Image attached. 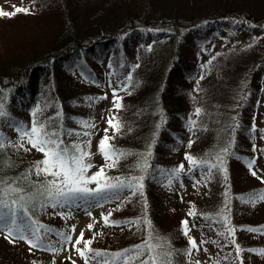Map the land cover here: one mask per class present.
Returning <instances> with one entry per match:
<instances>
[{
	"label": "trees",
	"instance_id": "trees-1",
	"mask_svg": "<svg viewBox=\"0 0 264 264\" xmlns=\"http://www.w3.org/2000/svg\"><path fill=\"white\" fill-rule=\"evenodd\" d=\"M3 6L0 264H75L61 254L71 209L126 189L87 208L98 262L196 264L171 208L195 197L208 208L190 213L222 230L221 264H264V0ZM22 223L43 249L1 232Z\"/></svg>",
	"mask_w": 264,
	"mask_h": 264
},
{
	"label": "rangeland",
	"instance_id": "rangeland-1",
	"mask_svg": "<svg viewBox=\"0 0 264 264\" xmlns=\"http://www.w3.org/2000/svg\"><path fill=\"white\" fill-rule=\"evenodd\" d=\"M31 0H0V5H4L3 7L6 8L12 7V4H19L26 5L29 4ZM134 42L137 41V39L133 40ZM139 41V40H138ZM97 75L100 77V73H97ZM102 77L105 76L104 74L101 75ZM113 77V76H111ZM116 79V83L119 81L117 77H114ZM107 81H109V78L106 76ZM255 169H258L262 172L260 174L261 176H264V159L259 160L256 164ZM196 176V177H195ZM198 176V177H197ZM202 176H205L204 170L202 169H194L193 171H190L186 173V176L183 174L184 182V190L190 191V195L195 193L198 189V185L201 183ZM206 177V176H205ZM181 176H178L176 178V181L180 184L179 179ZM199 178V179H198ZM197 185V186H196ZM88 189L85 190V193ZM132 189H126L121 191L119 194L114 195L112 198H97L94 199L91 202H82L81 207H85V209L78 208V209H71L73 214H71V219L67 222L66 232L68 234V239L66 238L65 244L62 246L61 254L64 256L66 254L67 258H69L73 263L75 264H103L98 262L97 259L92 258L90 254L87 251H84L82 249V243H83V234L85 228L88 226L89 222H92L96 216V213L99 209L93 210L90 209L87 210L88 206L92 203H104L114 200H119L120 197L126 196L127 194L131 193ZM92 192V191H91ZM174 200V198H169L166 202H171ZM91 204V205H92ZM99 205V204H98ZM93 206V205H92ZM197 207H206L208 208L207 204L205 202L200 203L198 199L194 198H187L186 200H181L180 205H176L175 203L171 206V208H179V211L181 213V216L187 223V236L190 237L192 246L195 248L192 259L195 261L196 264H221L220 262V250L218 249L216 238L222 235V230L215 231L214 227L212 228L211 223L205 220H200L198 214L193 216L190 213V210H194V208L197 209ZM262 216V215H261ZM142 219L140 218H132L128 221V223L133 226V229H138L141 225ZM123 226V225H122ZM120 226V227H122ZM10 227H5L4 231L1 230V232L4 233V235L9 239L16 240L14 238H18L21 241H23L26 245L31 243L32 247L36 249H43L41 246L43 245L41 241L35 240L34 237H32L31 233H29V225L28 223H22L18 229H9ZM30 249L32 248L30 245L28 246ZM45 248V247H44ZM46 251H49V248L44 249ZM53 253V252H51ZM126 256H124L123 262L121 264L127 263L129 260H126Z\"/></svg>",
	"mask_w": 264,
	"mask_h": 264
}]
</instances>
